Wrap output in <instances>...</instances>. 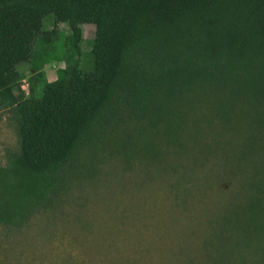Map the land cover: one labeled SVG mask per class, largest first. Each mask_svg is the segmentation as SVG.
<instances>
[{
  "label": "trees",
  "instance_id": "1",
  "mask_svg": "<svg viewBox=\"0 0 264 264\" xmlns=\"http://www.w3.org/2000/svg\"><path fill=\"white\" fill-rule=\"evenodd\" d=\"M48 18L67 26L78 57L41 82L32 106L21 67L35 72L57 33ZM205 87L256 105L257 135L242 151L255 167L245 213L248 238L264 240V0H0V105L16 109L20 137L0 164V224L22 227L51 206L106 133L133 120L143 131L170 126Z\"/></svg>",
  "mask_w": 264,
  "mask_h": 264
},
{
  "label": "rangeland",
  "instance_id": "2",
  "mask_svg": "<svg viewBox=\"0 0 264 264\" xmlns=\"http://www.w3.org/2000/svg\"><path fill=\"white\" fill-rule=\"evenodd\" d=\"M54 28L36 71L21 67L32 106L41 82L78 57L67 26L48 18ZM93 37L85 25V52ZM212 88L191 96L170 126L143 131L133 120L106 133L51 206L22 227L0 224V264H264L263 238L247 235L255 167L242 159L257 135L256 105ZM19 148L16 109L0 105V164Z\"/></svg>",
  "mask_w": 264,
  "mask_h": 264
}]
</instances>
